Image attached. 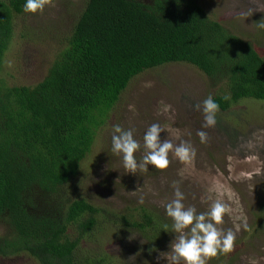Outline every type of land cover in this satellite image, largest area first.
<instances>
[{
    "label": "trees",
    "instance_id": "16d2710c",
    "mask_svg": "<svg viewBox=\"0 0 264 264\" xmlns=\"http://www.w3.org/2000/svg\"><path fill=\"white\" fill-rule=\"evenodd\" d=\"M23 4L0 0V74ZM175 63L225 85L226 94L212 96L219 112L243 99L264 101V59L198 0H87L43 81L10 86L0 76V223L8 231L0 257L27 253L40 264H80L77 249L97 228L99 210L71 200L66 187L131 81ZM132 225L150 231L153 216L146 212Z\"/></svg>",
    "mask_w": 264,
    "mask_h": 264
},
{
    "label": "rangeland",
    "instance_id": "374dc122",
    "mask_svg": "<svg viewBox=\"0 0 264 264\" xmlns=\"http://www.w3.org/2000/svg\"><path fill=\"white\" fill-rule=\"evenodd\" d=\"M86 2L49 0L42 13L16 15L14 37L0 74L7 84L34 87L45 79L67 47ZM198 2L210 19L250 42L264 59V30L256 26L264 22V0ZM217 94H226L225 85L213 86L188 63L148 70L131 81L98 131L80 175L66 187L71 200L84 199L99 210L97 228L77 249L80 264H167L157 257L170 250L174 238L162 230L164 224L171 225L163 205L174 198V183L184 194L186 207L204 212L221 200L231 209L219 227L235 233L233 249L209 259L208 264H250L251 259L264 264V101L243 99L229 111L218 112L215 127L201 128L203 114L192 105ZM164 105L171 106L167 113ZM153 123L165 129L161 139L174 145L190 143L195 157L182 162L170 152L166 169L149 165L148 171L126 172L122 158L111 152L114 126L133 129L143 145V134ZM199 130L207 132V143L200 142ZM143 154L142 148L135 155L139 160ZM146 212L152 214L154 226L142 232L132 224L141 222ZM7 234L0 223V238ZM77 236L71 228L69 237ZM150 248L158 251L150 253ZM0 264L40 263L22 253L0 257Z\"/></svg>",
    "mask_w": 264,
    "mask_h": 264
},
{
    "label": "clouds",
    "instance_id": "9594fccd",
    "mask_svg": "<svg viewBox=\"0 0 264 264\" xmlns=\"http://www.w3.org/2000/svg\"><path fill=\"white\" fill-rule=\"evenodd\" d=\"M49 0H24L23 11L25 13H42ZM257 28L264 30V22H258ZM225 101L230 100V96L223 97ZM170 105H164V112L167 113ZM193 110L203 114V124L201 128H212L217 123V113L220 105L211 96H207L201 103L192 105ZM165 129L157 123L148 126L143 134V145L135 139L133 129H123L116 125L111 136V152L120 156L126 172L136 173L148 171L149 165L156 169H166L169 165V153L172 152L176 158L182 162L192 160L195 149L190 143L180 142L174 145L171 140L161 139V132ZM197 135L200 142L207 143V132L199 130ZM143 148L144 154L141 159H137L136 153ZM184 194L174 183V198L163 205L165 214L171 219V225L164 224L162 230L174 234L168 252H162L157 259L163 258L167 264H208V260L218 254L232 251L235 233L229 229L224 231L219 227L223 223V218L230 213L229 205L216 200L212 202L207 211L197 212L193 206H185L183 203ZM143 203V197L140 198ZM244 228H247L245 223ZM239 230V226H237ZM158 251L150 248L149 252ZM250 264H257L255 259L250 260Z\"/></svg>",
    "mask_w": 264,
    "mask_h": 264
}]
</instances>
